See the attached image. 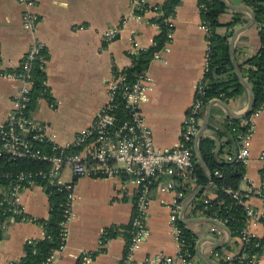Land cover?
I'll use <instances>...</instances> for the list:
<instances>
[{
	"label": "crops",
	"instance_id": "crops-1",
	"mask_svg": "<svg viewBox=\"0 0 264 264\" xmlns=\"http://www.w3.org/2000/svg\"><path fill=\"white\" fill-rule=\"evenodd\" d=\"M33 1V12L39 21L34 33H30L22 24L25 7L17 0H0V73L15 72L35 41L46 48L45 73L49 94L34 103L28 114L45 126L49 140L64 145L93 124L107 101L113 75L131 65L133 45L137 44L138 53L153 46L160 28L155 22L157 12L149 8L161 6L165 0ZM221 1L225 10L215 31L220 36H228L236 74V64L258 51L260 39L254 13L244 0ZM234 18L238 22L231 24ZM166 19L171 23V32L169 36L167 34L163 47L153 53L146 69L148 89L140 108L144 124L153 133L155 146L161 149H171L180 139L195 87L204 76L207 51L205 32L199 27L198 0H179L173 14ZM114 27L120 28L119 35L106 42L103 34ZM242 85L241 94L228 102L213 98L205 103L192 144L196 159L197 137L198 150L200 139L205 138L214 143V151L222 147L221 161H225L224 156L230 153L221 132L232 121L239 120L241 124L243 120L239 116L247 108L249 90ZM21 86L19 80L0 76V123L11 111ZM253 121L254 132L248 142L250 156L239 183L240 192L256 191L261 184L262 165L258 157L264 150V104ZM236 145L232 154L239 148ZM59 176L64 183L71 184L73 199L71 215L65 223L64 246L52 264H79L83 251L92 254L90 264H123L136 184L129 177H75L69 168L61 170ZM194 193L196 195L191 197ZM214 197L212 182L191 184L182 201L179 220L195 239L190 264H220L211 256L212 250H238V237H230L225 224L196 208L197 200ZM172 198L173 193L152 187L145 218L148 235L138 244L136 260L156 253L177 254L178 245L169 224ZM19 202L27 215L48 219L49 200L41 186L22 190ZM245 206L264 214V204L256 193L246 199ZM106 229L114 232L113 237L105 239ZM247 231L253 237L264 239L261 221H251ZM43 238L41 226L8 219L0 236V264L19 263L25 257L27 241L36 242ZM259 256L264 260V248Z\"/></svg>",
	"mask_w": 264,
	"mask_h": 264
},
{
	"label": "built area",
	"instance_id": "built-area-1",
	"mask_svg": "<svg viewBox=\"0 0 264 264\" xmlns=\"http://www.w3.org/2000/svg\"><path fill=\"white\" fill-rule=\"evenodd\" d=\"M25 7L23 14V29L34 33L38 16L33 12L35 3L33 0H17ZM202 7V5H201ZM156 11V8H154ZM157 12V11H156ZM158 14V13H156ZM168 21V19H166ZM168 36L171 32V23L168 22ZM199 27L207 37L210 28L207 23L201 20ZM120 33L119 27L109 29L103 34L106 42L114 40ZM43 45L35 41L29 51L25 54V73L3 72L0 76L7 79L19 80L21 88L14 97L12 109L4 122L0 123V157H8L12 160L29 159L48 164V169L36 172H18L15 174L2 175L6 183H0V234L5 229V220L18 217L17 222H28L37 224V218L27 215L19 202V194L22 190L39 185L49 196L52 189L66 192L64 204V231L62 233L61 245L53 250L49 256L37 264H52L59 251L63 249L65 238V223L71 215V203L73 199L71 184L64 183L59 173L64 168H69L75 177H129L136 184V198L130 221V237L126 243V249L122 258L123 264H190L191 254L186 248L182 228L179 226V214L186 190L191 184H197V177L194 175L193 141L198 132L201 111L205 105L202 100L204 83L203 78L195 87V94L186 116L182 123L180 139L171 149H161L155 146L153 133L143 122L141 105L146 100L148 89L146 82V70H144L133 84H123L124 74L119 72L113 75L108 91L107 101L97 113L93 124L80 132L74 140L64 145L49 140L45 126L38 120L26 113L29 92L32 81L29 77V61ZM137 44H134L130 54H137ZM208 42L207 51L203 65L204 73L209 69ZM120 90L124 105L128 110L127 117L119 120L116 116L115 97ZM263 107V106H262ZM255 110L243 118L241 125L246 127L244 133L238 135L239 148L234 154L227 153L225 161L241 163L244 166L249 161L248 142L254 132L253 118L262 109ZM251 112V111H250ZM40 143L50 145V152L44 153L37 146ZM261 162V184L258 190L249 189L246 192L226 189L227 193L240 200L247 213V220L244 228L240 231L239 247L236 252L212 250L211 256L219 263L234 262L248 264H264L259 256L260 253L248 255L242 251L244 244L253 237L247 231V225L251 221H262L263 213H257L250 207L245 206L246 199L253 193L261 199L264 204V150L259 154ZM42 180L46 184H42ZM156 186L161 192L173 193L169 208V224L173 231L175 242L178 245V252L175 256H168L163 253L148 255L142 260L135 259V251L142 237L148 235L145 225L147 208L150 203V192ZM207 202V199H204ZM213 219L224 224L216 216ZM264 224V222H263ZM44 232V227L40 224ZM264 240V239H263ZM32 242L31 240L27 241ZM259 247V243L255 244ZM93 256L90 252L83 251L80 255L79 264H90Z\"/></svg>",
	"mask_w": 264,
	"mask_h": 264
},
{
	"label": "trees",
	"instance_id": "trees-1",
	"mask_svg": "<svg viewBox=\"0 0 264 264\" xmlns=\"http://www.w3.org/2000/svg\"><path fill=\"white\" fill-rule=\"evenodd\" d=\"M244 2L254 13L260 47L254 55L242 63L236 64V67L239 74L247 80L252 88L254 100L250 113H253L264 104V0H244ZM178 3L179 0H165L161 6L149 8L152 10L156 8L158 16L155 17V22L159 25L160 33L154 38L153 46L150 49L140 51L137 55L131 56V65L121 72L125 77L123 84L130 85L135 83L139 75L147 69L153 53L163 47L167 41L169 30L166 18L173 14ZM198 9L201 20L206 22L210 28V34L206 37L210 63L208 71L203 76L204 89L201 97L205 103L213 98H219L228 102V100L236 98L241 94L243 85L233 70L228 36H220L215 31L220 25L219 17L224 12L225 5L221 0H198ZM237 22L238 19L234 18L231 24ZM47 57L46 48L43 46L29 61L28 73L32 81V86L29 92L30 101L28 102L26 110L27 114L34 103L42 97H47L49 94L45 73ZM25 61L26 57L24 56L15 73L19 75L25 73L23 65ZM120 92V90L116 92L114 112L119 120H123L127 117L128 110L124 105ZM245 130L246 127L241 125L239 120L232 121L224 127L221 136L226 138L224 144L230 149V153L233 149H236V143L238 144L239 142L238 135L244 133ZM37 146L42 152L51 154V146L47 143H40ZM199 151L211 177L210 179L208 178L205 169L198 163L195 156H193V160L195 161L193 173L197 177L198 185H206L208 182H212L215 187V197L213 199L208 198L207 202H204V199L197 200L195 204L196 208L203 210V213L208 217L216 216L224 222L233 237H238L240 231L246 224L247 213L244 205L240 203V200L235 198L232 193H227L226 189H230L232 192L238 191L239 183L245 173V166L241 163L221 161L222 147L214 151V143L209 139H200ZM48 167L47 163L39 161L29 159L12 160L8 157H0V183H6L5 178L2 176L4 174L36 172L38 170H46ZM42 184H46V182L42 180ZM48 200V219L36 220L37 224L44 227V238L36 242H27L25 246V257L19 263L15 264H37L61 245L62 233L64 231L63 224L65 222L64 204L66 202V192L52 189ZM18 219L16 216L13 217L14 221H18ZM3 220L0 218V221ZM7 221L8 219L5 220V224ZM262 221L264 222V218H262ZM178 224L182 228L186 248L192 256L195 243L194 235L180 220ZM128 229L130 234V226ZM113 235L114 232L111 229H106L105 239H109ZM256 243H259V247H255ZM263 248V239L251 237L248 243L244 244L242 251L247 252L248 255H252L254 253H260ZM220 264L248 263L234 261L221 262Z\"/></svg>",
	"mask_w": 264,
	"mask_h": 264
},
{
	"label": "water",
	"instance_id": "water-1",
	"mask_svg": "<svg viewBox=\"0 0 264 264\" xmlns=\"http://www.w3.org/2000/svg\"><path fill=\"white\" fill-rule=\"evenodd\" d=\"M236 74H237V76H238V78H239V80L248 88V90H249V101H248V105H247V108H246V110H245V112L241 115V116H239L240 118H244V117H246L249 113H250V111H251V109H252V105H253V100H254V97H253V92H252V89L250 88V86L248 85V83L247 82H245L244 81V79L240 76V74L236 71ZM198 139H199V137H197L196 138V147H195V153H196V156H197V159H198V161L200 162V164L203 166V168L205 169V171L207 172V174H208V177L210 178L211 176H210V173L208 172V170H207V168H206V166H205V163H204V161H203V159H202V157H201V155H200V152H199V150H198V146H197V143H198ZM202 187H200L199 189H201ZM196 195V193H194L191 197H194ZM190 197V199H192ZM214 220V219H213ZM216 221V220H215ZM218 222V221H217ZM229 236L231 237V233L229 234Z\"/></svg>",
	"mask_w": 264,
	"mask_h": 264
},
{
	"label": "rangeland",
	"instance_id": "rangeland-1",
	"mask_svg": "<svg viewBox=\"0 0 264 264\" xmlns=\"http://www.w3.org/2000/svg\"><path fill=\"white\" fill-rule=\"evenodd\" d=\"M67 172V171H66Z\"/></svg>",
	"mask_w": 264,
	"mask_h": 264
}]
</instances>
